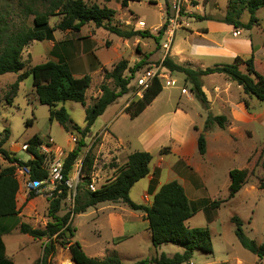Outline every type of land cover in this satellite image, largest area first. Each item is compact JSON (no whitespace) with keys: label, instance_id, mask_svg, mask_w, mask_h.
<instances>
[{"label":"rangeland","instance_id":"obj_1","mask_svg":"<svg viewBox=\"0 0 264 264\" xmlns=\"http://www.w3.org/2000/svg\"><path fill=\"white\" fill-rule=\"evenodd\" d=\"M83 1L86 4L106 5L115 11L112 24H117L122 29L147 31L157 36L158 30L164 22H167L158 46L151 38H138L136 45L134 39L126 40L125 43L124 40H119L103 29L95 30L92 24L87 25L79 37L84 40L87 33L94 32L91 46L96 45L94 47L97 51L93 52V55L100 61L115 58V55L119 54L121 59L128 63L129 70L140 60L144 62L141 70L161 66L165 57L193 70L233 63V58H229L228 54L221 55V49L211 46L210 42L215 41L217 44L220 43V47H227V43L237 47L239 58L242 60L248 59L251 55L256 56L255 70L264 75V68L260 63L264 60V8L257 10L255 14L258 25H254L250 30L237 28L235 30L238 35L232 37V31L208 30L209 26L222 23L220 20L227 12L228 0H140L128 2L126 9L120 8L121 0H110L108 4L103 0ZM16 4L17 0H0V12H7V20H10L11 26L16 28L23 24L30 26L31 19L19 16ZM194 16L211 17L214 20H197ZM248 20L249 15L244 11L240 16V22L246 24ZM59 21V17H51L48 25L52 27ZM139 22H144L143 29L138 27ZM200 29H207L209 32L201 33ZM76 38L75 33L55 31L52 42L57 40L55 45L59 48L69 42L73 44L77 41ZM109 41L112 42L117 53L113 54L112 48H108ZM101 42L102 48L98 46ZM71 46L72 55L82 54L81 46ZM51 59L56 58L49 54V41L33 42L25 47L21 54L25 69ZM87 59L86 67L72 70L75 80L85 75L90 78L89 87L85 92V105L73 102L57 104V109L63 108L71 123L80 129L85 126L86 108L100 96L99 86L104 83L110 89L116 90L113 81L103 80L101 72L103 67H99L98 71L91 58L88 56ZM105 66L107 70H111L110 63ZM241 70L244 71V68L241 67ZM127 73L125 71L124 75L126 76ZM16 77L17 75L13 74L0 76V134L2 135L5 129L9 131V138L3 148L14 154L18 160L25 162L29 157L19 150V146L36 135L43 144L51 143L56 152H62L66 156L76 148L80 135L76 132H65L55 122L49 123L48 107L38 103L31 77L26 78L14 90L12 85ZM169 77L173 84L165 87L162 83V92L157 96L158 98L156 97L157 100L133 120L125 113L119 112L125 104L128 105L136 100L133 98L135 87L131 81L128 93L110 105L84 137V146L72 166L69 177H72L77 170L76 166H82L84 156L90 154L93 158L90 184L97 189L115 176L116 168L113 169L112 166L116 164L117 167H122L128 155L144 150L151 155L150 167L160 158L163 159L160 175L162 183H165L169 177H174L168 171V167L179 162V158L167 154L171 137L199 136L204 132L208 114L201 103L194 98L190 91L191 86L184 80L182 74L170 72ZM200 80L209 89L212 85L222 88V80L226 78L222 75H209ZM182 87L188 94H181ZM238 92L240 91L236 90L234 84L231 97L237 99L240 95ZM249 100L248 113L251 116L236 121L226 119L224 130L214 124L204 133L211 156L206 158V162L198 159V155L191 161L192 164L198 161L205 164L208 174L204 186L197 188L202 201L197 206L190 207L192 217L185 225L192 222L191 225L195 228L207 229L212 252L207 254L195 251L187 264H236L237 260L240 264L264 263V259L257 258L241 247L234 235V225L230 222V219L236 216L241 221L242 231L248 239L258 245L264 243V189H260V185L264 183V102H259L253 97H249ZM176 107L180 111L174 114ZM211 115L222 114L214 109ZM161 128H170L173 136L161 132ZM72 138L75 139L74 144L71 143ZM114 149L120 152L119 162L115 161L116 157H109ZM161 149H163L162 156L159 155ZM220 152L224 155L220 156ZM6 166L8 164L0 156V168ZM231 170H245L247 178L241 190L233 198L228 199L230 184L228 173ZM173 171L183 177L179 164ZM82 177V169H80L78 185L82 183ZM145 185L146 178L131 188L129 199L133 203L141 204L140 198L145 191ZM151 200L152 196H149V201ZM25 202L19 204V216L0 220V225L4 226L0 237L5 242L10 263L12 260L15 264L33 263L42 242H46L43 239L29 243L31 241L29 236L21 234L18 227L20 224H26L33 229H43L49 221L48 198L36 196ZM71 211L72 202L68 201L67 196L62 201L57 215L61 217ZM133 215L138 216L140 213L131 211L122 204L100 203L87 209L85 213L72 216L71 226L75 229L73 241L78 242L90 258L117 256L124 264L151 259L162 253L171 256L183 251L180 246L174 244H164L154 249L147 225L139 218L134 219ZM124 237L126 239L118 240ZM51 264H70L67 249L57 246Z\"/></svg>","mask_w":264,"mask_h":264},{"label":"trees","instance_id":"obj_2","mask_svg":"<svg viewBox=\"0 0 264 264\" xmlns=\"http://www.w3.org/2000/svg\"><path fill=\"white\" fill-rule=\"evenodd\" d=\"M109 3L110 0H103ZM140 0H121L120 8L126 9L128 2ZM210 1V0H204ZM264 8V0H228L227 12L220 20L234 29L240 28L250 30L258 25L255 17L257 10ZM17 14L24 19H31L30 26L23 24L19 28L10 25L7 12H0V76L6 74L17 75L12 89L16 90L18 85L26 78L31 77L32 87L37 101L48 107V121L55 122L65 132H76L80 140L64 160V176L67 178L77 160L81 148L84 146L83 139L90 132L96 120L103 115L105 110L128 93L129 84L136 73H140L143 60H140L130 70L125 60H119L111 70L101 69L103 80L113 81L115 89H110L106 84L99 86L100 96L85 111V126L80 129L73 125L63 108L57 109V104L64 102L85 105V92L89 87L90 78L85 75L75 80L69 65L64 59L58 58L57 62L48 60L44 63L25 69L21 60V54L25 47L33 42L53 41L55 31L79 33L81 29L92 24L95 29H103L122 40L135 38H151L156 46L163 36L166 23L164 22L157 32V36L147 31L134 29H122L117 24H112L115 11L96 4H86L83 0H17ZM246 11L249 20L246 24L240 22L241 14ZM51 17H59L60 21L50 27L48 25ZM197 20H214L211 17L197 16ZM253 55L242 60L235 58L233 63L216 65L204 70H193L187 66L174 63L169 57H165L161 66L169 73H180L184 80L190 84V91L205 110L208 103L201 91V78L209 75H223L229 81L241 88L242 93L253 97L259 102H264V75L255 70ZM244 68V71L241 70ZM149 69V68H146ZM127 71V75L124 72ZM135 92L133 95L136 93ZM162 92V84L156 78L143 91L142 97L130 102L123 110L131 120L138 117ZM246 108L248 104L244 102ZM226 118L224 116H212L208 114L204 125V132L197 138V153L204 156L206 152V141L204 133L215 124L219 129H225ZM30 124V122H28ZM0 156L8 164L0 168V220L15 217L19 214L17 209L16 194L18 183L14 179V166L25 165L30 168L32 179H42L45 173L39 170L41 157L36 152V146L42 143L38 136H33L26 143L29 152L34 155L36 161L23 162L18 160L14 154L3 148L9 138V131L4 130L0 134ZM168 149V148H165ZM163 150V149H162ZM162 150L160 154H162ZM151 155L147 152H134L128 155L124 166L116 168V174L111 181H107L94 192L88 189L90 185V173L93 166V158L86 154L82 160V183L77 186V194L74 199V207L59 217L61 203L68 196L66 189H61L60 194L53 195L48 199L47 218L49 221L43 229H33L26 224L19 225V232L29 236L34 241L46 242L41 244V255L34 264H51L56 253V247L67 249L73 264H124L117 256H108L102 259L88 257L80 244L73 241L75 229L71 226L73 215L85 213L87 209L93 208L100 203L122 204L131 211L141 212L148 224L151 245L154 249L164 244L180 246L183 251L172 256L162 253L151 259H144L132 264H187L195 251L210 254L212 245L207 229H189L185 223L192 217L188 199L182 186L171 181L162 185L154 194L150 205L135 204L129 199L131 188L140 180L148 176L150 170ZM264 168V166H263ZM230 184L228 187V199L233 198L246 183L247 172L245 170H231L228 173ZM264 189V183L260 185ZM230 222L234 225V235L243 249L259 259H264V243L258 245L248 239L242 231L241 221L233 216ZM125 238H119V241ZM0 264H12L3 256L0 243Z\"/></svg>","mask_w":264,"mask_h":264},{"label":"crops","instance_id":"obj_3","mask_svg":"<svg viewBox=\"0 0 264 264\" xmlns=\"http://www.w3.org/2000/svg\"><path fill=\"white\" fill-rule=\"evenodd\" d=\"M85 27H87V25L84 26L83 28H85ZM230 27H231L230 25H226V24L223 25V23H221V24L209 26L208 30L211 32L222 31V30L232 31L231 35H232V37H234L233 33L236 32V30L235 29L233 30L232 29L233 27H231V28ZM83 28L81 29V31L83 30ZM95 30H97V29H95ZM200 30H201V33H202V31H203V33L209 32V31H207V29H200ZM81 31L79 33H77V38H76L77 41H75L73 44L69 42L68 43V44H70L69 46H67L68 44H65L64 46H59V48H57L55 45L57 40H54V42L49 41V54L54 55L56 58L55 60L51 59V61L57 62L58 58L64 59L65 62L69 65L71 72H73L72 70H74V69L83 68V67H86L88 65V59H87L88 56L91 58L92 63H94V65L98 71H99V67H103V68L107 69L105 65L110 63V65H111L110 68H111L115 63H117L119 60H121V57L119 54H116L115 58L112 57V59H109L106 61H103V59H101L102 61L98 60L93 55L94 54L93 52L97 51V48L94 47L96 45L93 44L91 46V43H93V41H94V39H93L94 32L93 33L92 32L87 33V36L84 38V40H81V37H79L81 35ZM118 39L122 40L120 38H118ZM124 41H125V43H127L126 40H124ZM138 41H139L138 38H135L134 39V45H136L138 43ZM98 44H99L98 46L102 48V46H101L102 42L98 43ZM210 44L212 47L221 49L220 50L221 55L228 54V57L233 58V60L237 57L239 58L238 48L233 46L232 44L227 43V47H220V43L217 44V42H215V41H211ZM71 45H74L75 47L81 46L82 54L78 53V55L77 54L72 55V48L73 47ZM109 45H110V47H108V48H112L111 49L112 53L113 54L117 53L115 47L112 46V42L109 41ZM253 57H254V61H256V56L253 55ZM260 63H262L263 68H264V60H262ZM222 81H223L222 88H220L218 85H212L209 89L201 81V86H202L201 91L203 92V94L206 98V101L208 103V109L205 110L206 113L212 114L214 109L219 110V112H221L222 115H217V116H224L229 121H236V120H240L244 117H248V115H250L248 113L249 107L246 108L244 102H246L248 104V101H250L249 97L244 95L242 93L241 88L238 87L235 83L229 81L228 79L222 80ZM234 84L236 85V90L240 91V92H238L240 95H239V97H237V99H233V97H231V91L233 90ZM181 89H183V87ZM157 98L154 99V101L148 107H150L157 100ZM217 103H218V105H217ZM126 106H127V104H125L120 109L119 112L123 113V110ZM179 111H180V109L178 107H176L175 110L173 111V113L175 114ZM170 121H172V119H170ZM160 131L164 132L165 134L169 135L170 137L173 136L172 133H170V128H164V129L161 128ZM197 138H198V135H196V136L194 135V136H190V137H184V136H177V137L173 136V137H171V142L169 143V145H170L169 153H167V154H173L179 158V162L168 167V171L174 177H169L167 179V181H165V183H162V181H160V175H161V171L163 168V162H164L162 158L157 160L152 165V167H150V165H149L150 172H149L148 176L145 177L146 178L145 191L142 193V196L140 198V201H141L140 205H150L152 200L149 201V196H152V198H153L154 194L158 191V189L162 185H164L168 182H171V181H176L182 186V188L185 192V195L188 199L189 207L192 208V206H197V204L200 201H202V199L198 195L197 188L204 186L205 180L207 179L206 177H207L208 171H207L206 165L203 163L201 164V162H199V161L195 164L191 163V161H193L194 158L197 157V155H198V153H197ZM116 141L118 142V140H116ZM205 141H206L205 155L202 157L198 155V157H199L198 159H201L202 162H204V161L206 162V158L211 156V152H210V149L208 146V140L205 139ZM160 151H159V155L162 156L160 154ZM143 152H147V150H144ZM163 155H165V154H163ZM221 155H224V153L220 152V156ZM109 157H116L115 161L119 162L120 152L118 151V149H114L113 154L109 155ZM127 157H126V159H127ZM126 159H124L125 162H126ZM178 164L180 166V172L183 173L182 178L173 171V170H175V167ZM190 196H191V198H190ZM16 202H17V209H20L19 204H24L23 202H25L23 197L18 193L16 194ZM139 213H140V215H138V216L133 215V218L134 219L135 218L141 219L142 223L147 225V228H148V224L144 220L143 214L141 212H139ZM17 216H19V214ZM191 223L192 222H188L186 227L189 229H194L195 227H194V225H191ZM2 229H4V226L0 225V234L2 233ZM18 231H19V227H18ZM149 236H150V234H149ZM1 238L2 237H0V243H1L2 249H3V256H4V258H6L8 260L9 257L7 256V253H6V245H5L4 240H2ZM124 238L126 239V237H124ZM32 241H34V240L31 239V241L29 243H33ZM181 252H179V253H181ZM40 255H41V247H39V253H38L37 258L34 260V262L40 257ZM34 262L31 264H34ZM68 262H70V264H73L70 257H69V254H68ZM12 263L15 264L13 262V260H12ZM236 264H240V261L237 260Z\"/></svg>","mask_w":264,"mask_h":264},{"label":"built area","instance_id":"obj_4","mask_svg":"<svg viewBox=\"0 0 264 264\" xmlns=\"http://www.w3.org/2000/svg\"><path fill=\"white\" fill-rule=\"evenodd\" d=\"M137 25L139 28L143 29L144 22H139ZM237 35L238 32L233 33V36ZM154 78L158 79L161 84L164 83L165 87H170L173 84V82L169 80V72L162 66L144 69L142 72L136 73L132 79L134 87L137 89L133 98L140 99L143 91L150 85ZM180 92L181 94H188L185 89H181ZM71 143H75L74 138L71 139ZM19 150L28 155L29 159L25 162L36 161L34 155L29 152V146L26 142L19 146ZM36 152L41 157L39 170L43 171L45 176L42 179H32L31 171L28 166L13 164V176L18 183L17 193L26 201L34 196H44L50 199L53 195L60 194L61 189H66L68 192V201L72 202L73 209L82 166H76L77 170L74 172L73 176L65 178L64 160L68 154L65 156L62 152H56L51 143H41L36 146ZM88 189L91 192L96 190L91 184L88 186Z\"/></svg>","mask_w":264,"mask_h":264}]
</instances>
